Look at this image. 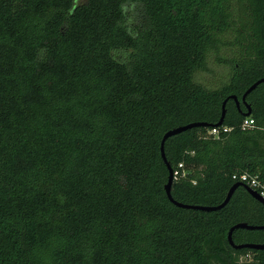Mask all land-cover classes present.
Wrapping results in <instances>:
<instances>
[{
	"label": "trees",
	"instance_id": "1",
	"mask_svg": "<svg viewBox=\"0 0 264 264\" xmlns=\"http://www.w3.org/2000/svg\"><path fill=\"white\" fill-rule=\"evenodd\" d=\"M264 0H0V264H264ZM230 68L208 88L207 57ZM224 81V82H225ZM229 95L236 96L238 107ZM252 119L241 128L242 119ZM227 127L216 136L212 127ZM182 172V175H181ZM234 244L264 229H233Z\"/></svg>",
	"mask_w": 264,
	"mask_h": 264
},
{
	"label": "water",
	"instance_id": "2",
	"mask_svg": "<svg viewBox=\"0 0 264 264\" xmlns=\"http://www.w3.org/2000/svg\"><path fill=\"white\" fill-rule=\"evenodd\" d=\"M262 21L264 23V12L262 14ZM264 81V77L257 79L256 81H254L251 85H249V87H247L245 89V91L241 94L240 96V102L242 103V105L245 108V111H242V115L243 116H248L250 113V109H249V105L246 103L245 101V97L246 95L256 86L258 85L260 82ZM227 99H231L234 101L235 106L237 107V109H239L238 107V100L236 98V96L234 95H229L226 98L223 99L222 103H221V113H220V117L218 119V121L215 123L216 126L220 125L222 122V118L224 115V104L226 102ZM197 126H204V123L202 122H189L186 123L184 125H179L173 128H170L168 130H166L160 139V143H159V152H160V156L162 158V160L165 162L166 168H167V179H166V183L163 185L164 188V192L166 194L167 199L173 203L175 206L177 207H181V208H191V209H198V210H203V211H213L216 209L221 208L222 206H224L227 201L229 200L232 192L234 191V189L237 186H243V188L245 189V191L257 202H259L261 205L264 206V199L252 188L246 186L245 184L239 182V181H235L234 183H232V185L229 187V189L227 190L225 197L223 198V200L214 206H198V205H190V204H182L179 202H176L174 200H172L171 196H170V186H171V181H172V170L170 168V166L168 165V163L166 162L165 158H164V154H163V142L164 140L174 134H177L179 132H182L186 129L192 128V127H197ZM236 228H241V229H264V225H252V224H248L246 222H237L235 224H233L227 231L226 234V239L228 244L234 248V249H239V248H248V249H255V250H264V243H239V244H234L230 238L231 232L233 229Z\"/></svg>",
	"mask_w": 264,
	"mask_h": 264
},
{
	"label": "rangeland",
	"instance_id": "3",
	"mask_svg": "<svg viewBox=\"0 0 264 264\" xmlns=\"http://www.w3.org/2000/svg\"><path fill=\"white\" fill-rule=\"evenodd\" d=\"M215 55H221L225 58H237L236 47H224L217 54H209L206 63L208 70L198 71L194 79L208 88H217L223 83H226L227 77L230 72L228 65L217 62L214 59ZM226 80V81H225ZM225 81V82H224Z\"/></svg>",
	"mask_w": 264,
	"mask_h": 264
},
{
	"label": "built area",
	"instance_id": "4",
	"mask_svg": "<svg viewBox=\"0 0 264 264\" xmlns=\"http://www.w3.org/2000/svg\"><path fill=\"white\" fill-rule=\"evenodd\" d=\"M253 124L252 119L245 117L244 119H242L241 123H240V127L243 128H247V127H251V125ZM228 128L227 127H212L209 131L208 134L212 135V136H216L219 131H227ZM181 167V164L178 163L176 168L172 171V178H176L178 176V168ZM182 175V172H181ZM231 178L235 181H239L243 184H245L246 186L252 188L253 190H255L263 199H264V184L262 182H260L257 177L255 175H251L249 173L246 172H242L239 174H232Z\"/></svg>",
	"mask_w": 264,
	"mask_h": 264
}]
</instances>
